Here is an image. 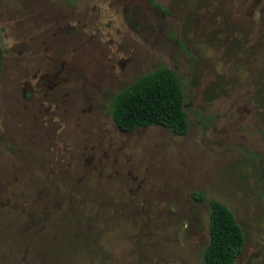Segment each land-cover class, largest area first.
<instances>
[{"label":"rangeland","instance_id":"1","mask_svg":"<svg viewBox=\"0 0 264 264\" xmlns=\"http://www.w3.org/2000/svg\"><path fill=\"white\" fill-rule=\"evenodd\" d=\"M0 38V264H201L211 200L264 264V0H0ZM159 67L187 134L119 130Z\"/></svg>","mask_w":264,"mask_h":264},{"label":"trees","instance_id":"2","mask_svg":"<svg viewBox=\"0 0 264 264\" xmlns=\"http://www.w3.org/2000/svg\"><path fill=\"white\" fill-rule=\"evenodd\" d=\"M1 71L0 38V75ZM110 109L113 123L123 132L151 126H161L178 137L188 132L183 89L177 75L167 67L147 73L115 94ZM209 206V240L201 264H233L245 243L243 232L224 204L211 200Z\"/></svg>","mask_w":264,"mask_h":264}]
</instances>
